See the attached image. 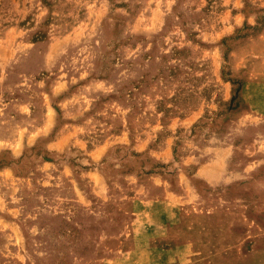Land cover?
Returning <instances> with one entry per match:
<instances>
[{
    "label": "rangeland",
    "instance_id": "374dc122",
    "mask_svg": "<svg viewBox=\"0 0 264 264\" xmlns=\"http://www.w3.org/2000/svg\"><path fill=\"white\" fill-rule=\"evenodd\" d=\"M263 29L264 0H0V264H177L169 251L192 240L201 253V233L154 231L170 222L152 175L217 144L239 106L229 53ZM222 188L199 187L209 207L177 223L230 214ZM238 188L240 211L213 222L241 230L228 257L264 248V185Z\"/></svg>",
    "mask_w": 264,
    "mask_h": 264
},
{
    "label": "crops",
    "instance_id": "0c3cea01",
    "mask_svg": "<svg viewBox=\"0 0 264 264\" xmlns=\"http://www.w3.org/2000/svg\"><path fill=\"white\" fill-rule=\"evenodd\" d=\"M252 21L247 23H255L254 20ZM229 72L230 77L240 81L239 89L236 91L239 106L231 111L230 116L223 119L225 127L217 133V144L204 143L202 148L204 154L201 157L195 156L196 154L188 155L186 162L173 171L170 177L161 173L152 175L157 188L156 198L151 204L161 212L165 221L168 218L170 222V224L155 225L154 231L202 234L201 253L197 249L198 242L195 240H192L191 244L189 241L182 244L177 242L174 249L169 251L168 263L250 264L254 256L260 255L263 260L259 262L264 263V248L249 252L246 257L241 255L228 257L223 254L225 250L222 252L220 249H224L229 243H232L234 248L242 249L241 230L234 225L213 223L220 215L227 217L240 211L233 207L238 206L236 202L241 200L238 196V186L264 185V150L261 149L264 145V29L230 51ZM223 82L227 85L225 86L227 96L223 99V103L228 104L232 99L233 83L228 80ZM199 187L208 190L230 187L236 193L234 196H230L228 192L214 199L228 203L232 212L228 214L229 208H226L222 210L223 214H217L218 209H207L204 213L206 224L200 227L182 226L177 222L181 221L180 211L184 210L185 205L195 206L198 203L202 204L203 208L209 207L210 198L206 192H201ZM231 202L235 204L231 205ZM211 233H217L218 236L226 234V237L223 240L220 237L219 240H207ZM198 254L207 256L199 257Z\"/></svg>",
    "mask_w": 264,
    "mask_h": 264
}]
</instances>
